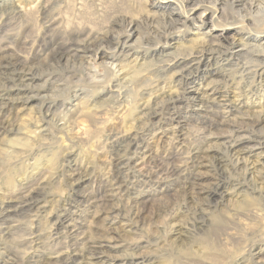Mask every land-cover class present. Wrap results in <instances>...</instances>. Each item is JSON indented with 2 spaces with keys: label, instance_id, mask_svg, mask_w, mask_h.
I'll return each instance as SVG.
<instances>
[{
  "label": "rangeland",
  "instance_id": "obj_1",
  "mask_svg": "<svg viewBox=\"0 0 264 264\" xmlns=\"http://www.w3.org/2000/svg\"><path fill=\"white\" fill-rule=\"evenodd\" d=\"M160 1L0 0V48L9 45L8 47L16 52L15 54L19 59L21 58V61L28 62L25 68L30 69L35 78V81L24 82L28 84L33 81L29 84L34 86L35 92L29 95H35V99L31 103L23 104L20 98L25 95L17 93L22 87L16 84L10 88L11 86L5 83L8 79L7 72L0 71V120L6 119L7 116L15 128L7 134H0V204L9 201L31 181L43 192L38 201V209L22 215L19 213L13 215L9 220L10 223L12 221L7 230L9 232L0 233V254L3 260H7L10 264H29L40 250H47L55 252L56 254L53 255L58 260L69 259V264H74L71 240L67 238L69 230L64 229L67 224L64 223L65 225L62 226L63 218L67 215L72 216L70 225H74L77 221L86 225L83 231L94 240L105 242L110 240V243H115L119 247L116 250H110L111 254L117 256L115 264H128L120 259L130 254L124 252L123 247L133 240L153 246L148 250L143 249L142 254L154 258L156 261L154 264H161L160 261L163 259H168L171 264L185 263L186 260L181 258L184 255L182 254L181 257L177 255L181 253L180 244L172 242V237L169 235L165 237L163 232L166 230L165 233H167L174 223L180 224L183 228L184 239L186 238L185 246L194 245L196 238L206 233V230L201 231L200 224H204L203 228H207L208 225L219 222L230 223L227 233L236 235L237 241L235 240L233 244L231 241L228 245L232 248V250L228 249L233 251V254H240V249L250 244L243 224L250 223L252 219L248 217L247 209L249 207L258 208V205L251 199L264 193L262 191L264 190V159L260 162L261 165L256 166V174L251 177L243 174L232 178V181L236 179L240 184L241 189L238 192L244 190L239 193V198H233L234 194L231 197L218 194L210 203L197 204L196 202L189 206L185 205L186 202L183 201L180 193L172 189L171 180L162 178L159 183H156L152 179H147L143 175L147 168L145 163L140 164L139 168L135 169L133 166L130 168L127 164L131 152L121 148L118 158L122 160L121 168L126 177V185L140 197L138 201L141 205L135 204V208L140 211V217L134 220L136 223L131 221L137 236L125 233L121 226L131 220V217L126 220L120 219L118 225L112 226L105 219L103 207L96 205L85 207V204L78 202L79 197L90 192L96 193L101 184L110 181L115 163L111 142L116 133L124 137H134L138 132L141 135L145 132L144 128L154 124L157 127L154 126L149 130L148 133L151 136L146 135L145 139H149L148 151L152 158H156V164L159 162H157L158 159H165L167 155L176 153L182 154L185 167L190 166L192 155L190 152L202 144L200 129L203 120L202 114L196 111L198 106H195L192 100L184 94L185 89L190 87L188 84L194 83L192 85L200 88L201 92L207 95L210 93V98L215 97L216 100H220L219 95L213 93L218 87L223 95L231 98V106L234 103L239 106L238 103L243 102L245 105L240 111L245 114H254L256 112L254 110H261L259 107L253 108L254 104L260 103V99L258 100L257 94L250 88L252 86H246L251 81L241 82L239 74L237 75L238 68H241L242 64H247L250 68L254 66H252L253 60L250 55L259 47H254V43L248 38L264 31V20H261V16L250 8L255 0H245L240 3H234L233 0H198L207 2L206 5L213 3L214 5H211L213 7L217 4L218 12L222 11L224 14V20L219 25H232L231 28L244 26L241 32L248 46L239 51L232 44L235 34L227 32L221 41L225 47L216 52L215 61L213 60L210 67L206 69L207 71L217 70L225 76L231 74L227 80L236 82L237 85L234 84V87L226 86L224 82L225 86H221L217 82L221 79L214 77H207L208 82L205 83L201 77L205 68L201 67L195 68L190 76L184 75L183 80L173 72L169 75L155 73V70L167 65L170 61L185 57L188 54L186 52H190L186 48L190 44L185 41L191 39L194 34V31L191 34V30L182 24H179L180 28H175L176 31L170 26L175 19L181 22L185 19L182 10L176 6L177 0H173V5L170 7L175 10L172 18L169 16V10L159 9ZM209 13L210 11L203 14V17L205 18ZM247 20H252L255 25L246 26ZM130 22L137 28V35L128 41L131 44H126ZM53 23H55L54 26ZM49 25H52L53 31L49 30ZM227 38L230 39L227 41ZM72 44L89 47L92 51L91 55H86L82 62L66 56L65 53ZM181 46H184V50ZM76 49L83 51V48ZM122 50L126 52L123 53ZM121 52L124 56H129L127 63L133 61L131 66L135 64L134 60L137 56H146L137 66L140 68L142 63L145 65L138 73H131L119 83H114V76L107 64L108 61L103 57L105 54L118 56ZM228 58H232V63L229 65ZM233 63L236 65H231ZM8 68L17 71L20 69L16 65ZM89 69H91L89 76L95 75L99 83H93L91 77H88ZM153 73L155 74L152 75ZM207 83L212 84L207 88L205 87ZM175 86L181 98L185 100L184 105L176 107L177 114H174L182 124L180 129L184 135L183 147H177L178 144L171 134L154 132V129H159L158 125H166V118H168L166 114L157 113V116H152L151 120L138 122L135 128L129 129L128 118L119 117L115 111L127 107L137 110L145 100L154 102L157 95H160L158 101L162 105L169 101L168 97H164L170 91L176 90ZM210 104L212 103L208 104L209 110H214L215 106ZM75 105L81 108L80 112L84 116L77 117L78 115L72 114V125L69 124L67 127H74V124L75 126L83 125L86 128V132L84 131L86 134L84 139L72 142L70 139L72 137L69 138L66 131H61V120L65 118L66 111ZM45 106H51L50 115ZM236 116L239 117V114L233 113L229 115V119ZM33 131L37 134H32ZM213 133L216 135L213 136ZM213 133L210 132L208 145L213 149L212 153L225 159L227 155L222 141H214L216 136L224 133L222 130L213 131ZM204 162L205 167L202 172L205 173L204 176H207L204 181V184L209 186L207 188H212L220 178L228 177L226 175L230 169L228 162L221 170L226 173L225 176L213 169L211 159H206ZM76 168H80L83 173L86 171L88 182L82 186L70 185V176L76 173ZM248 194L250 196H245ZM244 197H246L244 201L247 204L242 201ZM240 201L241 204H239ZM197 205L203 206L204 208L201 207L203 211H197L195 209ZM69 206H75V208H69ZM262 208L264 209V205ZM261 213L263 215L258 216L261 218H257L256 221L264 224V212ZM121 221H126V223ZM7 227L5 225L3 229ZM116 227L119 229L111 230ZM1 244L6 246L7 251ZM38 244H41L43 249H39Z\"/></svg>",
  "mask_w": 264,
  "mask_h": 264
},
{
  "label": "bare ground",
  "instance_id": "obj_2",
  "mask_svg": "<svg viewBox=\"0 0 264 264\" xmlns=\"http://www.w3.org/2000/svg\"><path fill=\"white\" fill-rule=\"evenodd\" d=\"M233 1L234 3H240L245 0H233ZM206 3L207 2L205 1H198V0H177L176 6L182 10L183 14L185 15V19L182 22L181 20L175 19L170 23V26L175 30V28L178 27L179 24L180 25L182 24L183 26H186L189 30H191V34L192 31H194V34H192L193 35L192 38L186 39L187 41H185V43L190 44L186 47L190 50V52H186L188 54L183 53L186 54L185 57H180L179 59H175L173 62L170 61L167 65L155 70V73H165L169 75L170 73L173 72V74H177V76H180L183 80L184 75L190 76L192 72H194L195 68L199 69L201 67V68H205L201 76L202 80L205 81V83L208 82L207 77L210 78L214 77L221 79L220 81H217L221 86H225L223 85L224 82L226 86L234 87L235 85H237L235 84L236 82H234L233 80L229 81V79L227 80V78L231 74L229 76H227L226 74L225 76V74L217 72V70L207 71L206 69L210 67V63H212L213 60L215 61L216 59L215 56L217 55L216 52L219 51L220 48L225 47L224 45L221 44L222 43L221 41L222 38L227 35V32L228 34L229 32H233L235 34L234 39L232 40V44L236 46V49H239L240 51L243 47L248 46L247 43H245L246 38H244L245 36L243 32H241L244 26L240 25L239 27L237 26L235 28H231L232 25H219V23L224 20L223 12L222 11L218 12L217 4H215V6L213 7L211 5L214 4L213 3L211 4L210 1H209L210 4L206 5ZM252 3L253 4H251L250 8L254 10L256 13H258L257 14L258 16L259 15L261 16L260 17L261 20H264V0H255V3L254 2ZM172 5H173V0H161L158 7L162 11L169 10L170 11L169 16L172 18V16H174L175 13V10L173 8H170ZM208 11H210L209 15L204 18L203 14H207ZM54 24L55 23H53V26ZM253 25H255V22L250 20L248 21L246 26L251 27ZM128 28H129L127 30L128 37L126 39L127 40L126 44H128L129 43L128 41H130L137 35V28L133 23L130 22L128 24ZM49 30L53 31L52 25H49ZM229 39L227 38V41ZM248 39H250L254 43L253 45L254 47L256 48L259 47V49L253 51V54L250 52L251 53L250 56L252 58L251 60H253L252 66L253 65L254 66L250 68L249 65L242 64L241 68H238L239 73H237V75L239 74L238 76L241 82L242 81L244 82V80L251 81L248 82L246 86L249 85L252 86L250 88L252 89L253 92L257 94L256 96L258 97V100L260 99V103L254 104L253 108L257 109L259 107L261 110H254L256 111L254 114H247V113L245 114L244 112L240 111L242 110V107H244L245 104L243 102H240L238 103L239 106L235 105V103L234 105L231 106L232 104L231 98H229L226 95H223L218 87L217 89H214L213 93H217L219 95L218 97L220 98V100H216L215 97L210 98L209 97L210 93L209 95H207L206 93L201 92L200 88H197L195 85H192L194 83L188 84V87L189 85L190 87L185 89L186 93L184 94H186L188 98L192 100L195 106H198L196 111H199L202 114L201 118L203 120L201 122L202 127L200 129L201 138L203 139V140L201 139L202 144L199 145V147L193 149L192 152H190V155L192 154L190 158L191 159L190 166L185 167L183 165L184 161H182L183 160L182 154H176V153L167 155L165 159L162 158L158 159L157 162L159 161L160 163L158 162L159 165H157L158 163L156 164L155 162L156 158L155 159L152 158L150 151H148L149 139L148 138L145 139L146 135L151 136V134L148 133L149 130L153 129L154 126L157 127L154 124L153 126L144 128L143 131L145 132L141 133V135L138 132L134 137H124L121 134L116 133L113 141L111 142V149L113 150L115 155V163H114V169H112V177L110 178V181L101 184L99 190H97L96 193L90 192L82 197H79L78 202L85 204V207L93 206V205H96L101 208L103 207L105 219L108 221V224L112 226L118 225V220L120 219L126 220L128 217L129 218L131 217L132 219L128 220L127 223L126 221H121L126 223L121 226L122 228H124L123 231L125 233L128 234L131 233L136 235V232L134 231L135 228L133 227V223H131V221L132 220L134 221L135 219H137V217L138 218L140 217V211L137 208H135V204L141 205L139 203L140 201H138L140 197H138V195L135 192H133V190L128 185H126V180H125L126 177L124 176L123 174L124 172L121 168L122 160L118 158L120 156L121 148L123 150L125 149L131 152L130 153L131 157L129 158L127 164L130 168L131 166H133V168L136 169L139 168L140 164L145 163L147 168L145 170L146 173L143 175L147 179H152L153 181H156V183H159L162 178L164 180L166 179H168L169 181L171 180L172 182L171 185L173 186L172 189L175 192L180 193L181 198L183 199L184 202H186L185 205L187 204L190 206V204L196 202L197 204L201 202L203 203L206 202L207 204V202L208 203L212 202L218 196V194L229 197H231V195L234 194L232 196L233 198L234 197L239 198L240 197L239 193L244 192V190L238 192L241 189L239 187L240 184L236 179H233L232 181V178L238 177L243 174L246 177H251L252 175L256 174L255 173L256 166L259 165L260 162L264 159V133H263L264 132V31L261 33H257L255 36H250V38ZM8 41L10 42V40ZM228 44L230 43L228 42ZM8 46H4V47L2 46L3 48H0V71L3 70L4 72H7L8 79L7 80L5 78L4 79L6 80L5 83L11 86L10 88L15 86L16 84L22 87L21 90L17 91V93L21 95H25V97L20 98L23 100V104L31 103L35 99V95L34 96L29 95L35 92L34 90L35 88H33L34 86L29 84L35 81V78H33V73H31L32 71L30 69L25 68L28 62L21 61V58L19 59L17 57V54H15L16 52L15 51L13 52L11 50L12 48ZM181 47H183L184 50V46ZM76 48L79 49L83 48V51L77 50ZM245 50L248 51L247 49ZM124 52L126 51H123V53ZM91 53L92 51L89 49V47L87 48V47L78 46L76 44H72L69 50L65 54L68 57H72L82 62L83 58L86 55H91ZM145 57L146 56H137V58L134 60L135 64L132 66L131 64L133 61L132 62L129 61V63H127L129 56L128 55L124 56L122 52L118 56L117 55L109 56L105 54L103 58L108 61L107 64L110 66L111 72L113 73L114 76V83H119L129 74L138 73L139 70H141V68L145 65V63H142L140 65L141 66L140 68H138L139 66L138 64L140 63V60ZM231 59H229L228 65L232 63ZM29 63L32 64V62ZM15 65L16 67H20L18 71L11 70L10 68H8L9 66H15ZM231 65L235 66L236 64L233 63ZM90 70L91 69H89L87 73L88 77L89 78L91 77V81L93 83H99L100 81L96 80L95 75L89 76L91 74ZM155 73H153L152 75H154ZM27 80L29 81L33 80V81L29 82L28 84H24V82H26ZM210 84L212 83H207L205 87L208 88ZM24 89H27L28 91ZM175 89L176 90L170 91V93H168L164 97V98L168 97L169 104L168 102L164 104H168L169 106L168 105L162 106L164 104L160 105L158 101L160 95H157L154 102L150 100H145L139 107L137 106L138 107L137 110L129 109L126 106L127 107L126 109L115 110V111H117L119 117H123L124 119L128 118V121L130 123L128 124L129 129L135 128L136 123L138 122L151 120V117L157 116V113L159 114L161 113V115L166 114L168 116L165 122L166 125L163 126L158 125L159 129L156 128L158 131L154 129V132L156 131L157 133L162 132V134L163 133L171 134L174 137V140H176L178 144L177 147H183L184 145L182 144H183L184 135L182 133V130L180 129L182 127L181 126L182 124L181 121L178 119V117L176 118L174 114H177L176 107L184 105L185 100L182 99L181 96L179 95L177 86H175ZM37 96L39 97V95ZM209 103H212L210 105L215 106L214 110H209L208 108ZM50 107L45 106V109L48 110V115H50L49 113L51 112ZM80 110L81 108H79L76 105L70 107V109H68L65 113V118L61 120L62 121L61 131L62 132L66 131L68 133L69 138L72 137L70 138L72 142H74L75 140L77 142L84 139V136L86 134L85 133L86 128H84L83 125L75 126L74 124V127L71 128H69V126L67 127V125L69 124L72 125V121H71L72 114L75 116L78 115L77 117L84 116L83 113L80 112ZM233 113L239 114V117L236 116L233 117V119H229V115H232ZM81 120L83 119L81 118ZM12 123L13 122H11V120H9L7 116L6 119L2 118L0 120V134H7L13 131L15 128L12 126L13 125ZM17 130L19 129L17 128ZM217 130H222V132L224 133L220 136H216L214 141L215 142L222 141L223 147L227 155L225 159L222 156L217 155L216 153L215 154L212 153L213 149L211 148V146L208 145L210 143V141H208L210 138V132L213 133V131H217ZM70 132L72 133L70 134ZM32 134H37V133L33 131ZM213 134H214L213 136L216 135L215 133ZM206 159H211L213 169L215 171L221 172V174L224 176L226 173L221 170L226 162L230 164V169L229 171H227L226 174L228 177L226 178L225 176L217 180V182L214 183V186L212 188H207L208 185L206 186L204 184L206 175L204 176L205 173H203L202 170L205 167L204 160ZM85 172L86 171H84L83 173L80 168H76V173L71 174L70 176V181H71L70 185L82 186L85 183H87L88 178ZM41 194L43 195L41 188L36 184L32 183L31 181L28 184H26V187L24 189H21L18 194L14 195L13 198H10L9 201H4L5 204L1 203L0 233L5 234L9 232L7 230L10 228L9 225L12 223V221L10 223L9 220L13 215H16L18 213L19 215H22L25 212H31L33 209H38L37 206L39 205L38 201ZM245 196H250V194ZM245 198L246 197H244L242 201H244ZM251 201L253 203H256L258 205L257 206L258 208L249 207V209H247L246 211L247 215L249 218L252 219L250 223L243 224L245 227V233L247 234V239L250 242V244L248 243V245L242 247L240 249V254L238 255L233 254V251H231L232 248L228 246L231 241H232L231 243L233 244V242L236 240V235H231L230 233H227V229L230 224L228 222H219L216 224H210L207 226V228L206 227L203 228L204 224H200L201 231L206 230V233H204L199 238H196L194 245L191 244L188 246L187 245L185 246L184 240L186 238L184 239L183 228L180 226V224L179 225L177 223L172 224L170 226V230L168 231L169 233L168 232L165 233L166 230H164L163 232L165 237H168L169 235L170 237H172L171 238L172 242L179 243L180 246L182 247L180 249L181 253H177L178 257H181L182 254L184 255L181 258H184L186 261L185 263L182 262V264H264V224H261L258 221H256L257 218L258 219L261 218V217L259 218L258 216L263 215L261 212H264V209L262 208L264 205V193L263 192L260 193L259 196L252 198ZM244 203L246 202L244 201ZM239 204H241V201ZM75 206L74 207L69 206V208L70 207L75 208ZM197 206L195 207L197 211H201L204 208L203 206H199V207ZM71 218L72 216L68 217V215L64 217L62 226L67 224V227L65 226L66 228L64 229L69 230V236L67 238L71 240V250L73 254L72 259L74 260L73 263L74 264H115V260L117 256L111 254L110 250L111 249L116 250L118 246L115 243H110V240H108L107 242L94 240L89 235H87V232L83 231L86 225H83L82 222L77 221V223H74V225L71 224L72 225L71 226L69 224V222L71 223L72 221ZM81 218H79V220ZM5 225L8 227L6 229H3V226ZM238 227L240 226L238 225ZM118 229L119 227L118 228L116 227L111 230L115 231ZM38 246L39 249H43L41 244H38ZM80 246L82 247L80 248ZM150 247L153 246L149 243L145 244L140 241L133 240L129 242V244L124 245L123 247L125 250L124 252H128L130 254L123 256L122 259L120 260H122L123 262H127L128 264H154L156 262L154 261V258H150L142 254L143 249L148 250ZM3 248L4 250L7 251L6 246H3ZM228 248H230L231 250H229ZM54 253L47 250L46 251L40 250L39 254L29 264H69L70 262L69 259L63 261L58 260L57 257L53 255ZM160 263L171 264L170 261H168V259H163L160 261ZM0 264H10V263L7 260H3L0 254Z\"/></svg>",
  "mask_w": 264,
  "mask_h": 264
}]
</instances>
